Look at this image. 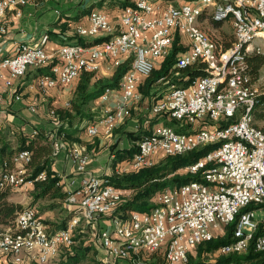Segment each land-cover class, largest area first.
Returning a JSON list of instances; mask_svg holds the SVG:
<instances>
[{
  "label": "built area",
  "instance_id": "obj_1",
  "mask_svg": "<svg viewBox=\"0 0 264 264\" xmlns=\"http://www.w3.org/2000/svg\"><path fill=\"white\" fill-rule=\"evenodd\" d=\"M27 2L0 0V39L6 34V13L15 11L19 16ZM229 18L233 40L223 48L220 38L211 37L205 25ZM88 20L89 27H78L76 34L107 39L93 46H61L55 53L57 63L36 78V85L40 93H45L72 83L82 72H98L102 59H109L111 68L129 59L130 68L117 85L119 97L112 107H102L100 117L86 126L89 136H95L101 127L109 134L123 122L128 105L139 98V81L150 75L156 60L168 55L174 32L185 35L189 47L176 57L173 68L203 64L204 75L192 78L185 87L171 85L148 109L150 116H165L180 126L188 125L190 130L177 132L168 125L156 126L137 142L127 165L114 168L113 174L151 168L159 156H179L208 145L215 148L182 169L189 175L199 174V181L164 189L155 194L149 211L132 210L125 218L116 215L123 193L106 179L85 175L75 187V180L69 179L64 203L72 213L65 227L49 232L35 208L25 207L10 224L0 225V256L6 255L10 264H24L26 255L36 260L35 264H47L61 248L72 245L81 222L92 226L103 218L110 220L113 234L100 229L97 240L101 249L118 262L145 264L144 256L160 253L163 264H185L191 249L224 236L230 224V241L214 252L216 256L241 254L250 244L255 252L264 253V133L253 118V109L264 90L251 83L246 71L248 56L264 59V0H190L178 7L162 0H135L124 7L117 24L96 11ZM44 41L45 37L41 44H19L11 56L0 50L3 88L22 77L28 67L40 68L50 62ZM113 92V88H105L100 101H109ZM14 99L19 100V96ZM29 109L34 111V107ZM49 115L56 118L54 111ZM35 134L33 131L31 136ZM63 136L64 132L52 141L51 157L63 149ZM69 159L82 173L89 156L74 146ZM29 161L27 150L4 161L0 189L28 190L35 182L44 181L45 172L30 178L26 168ZM256 212L260 218H256Z\"/></svg>",
  "mask_w": 264,
  "mask_h": 264
},
{
  "label": "crops",
  "instance_id": "obj_2",
  "mask_svg": "<svg viewBox=\"0 0 264 264\" xmlns=\"http://www.w3.org/2000/svg\"><path fill=\"white\" fill-rule=\"evenodd\" d=\"M162 1L178 7L190 0ZM134 2L135 0H28V2L20 8L19 16H16L15 11H8L6 13L4 18L6 34L0 39V50L3 55H13L15 48L19 44H41L43 37H45L43 49L47 54L51 55V60L48 64L40 68L28 67L24 75L14 80L10 87L3 88V81H0V92H2V101L0 102V132H5L8 140H13V137L8 136V131L10 134L12 132H20L31 135L33 131L42 130L50 134L51 138H56L54 132L61 126L62 121L58 120V118L53 119L50 117L49 112H55V109L68 106V103L74 95L79 78L74 79L72 83L66 86H56L47 90L45 93H40L36 85V78L39 76L40 71H44L47 68V70H49L52 65L56 64V51L63 45H73L77 40L76 38L82 39L84 44H86L85 46L97 44L94 43L93 40L103 37L102 35L85 37L79 36L75 32L78 27H89L88 16L91 12L96 11L103 13L112 24H117L124 7L134 4ZM222 23H219V26L216 27L213 23L208 21L205 25V29L211 37L221 38L223 33H227L221 31L220 24ZM229 26V33L232 34L230 22ZM176 37L178 38L177 45L180 48L188 49V39L179 32H174L172 34V45ZM162 60L163 58H160L155 61L154 69L159 67ZM110 62L109 59L100 60V70L93 73L94 78L91 79V83L94 82L95 79H109L114 74L117 67L111 68ZM261 71L262 68L259 70V79ZM4 76L7 77V71H4ZM144 80L145 78H141L136 88V92L139 94L138 100L132 101L128 105L123 122L119 123L109 134H105L101 127L98 129V133L95 136H89L86 133V126L100 117L102 107H112L115 104L117 100L116 97H119L117 87H113L114 96L110 97L109 101L106 103H102L99 96L89 104L92 114L90 117L75 118L72 120V124L69 127L65 126L64 133L69 139H67V141L61 140L63 149H60L55 157H51V170L59 178L58 184L61 192L65 193L69 179L75 180V187L78 185L80 178L85 175H92L99 178L112 175L114 168H123L128 163V159L114 162V154L116 152H123L133 146L136 147L140 138L149 134L156 126H170L169 123L172 121L170 118L165 116H150L148 114V109L163 97L168 89L161 90L164 83H159L160 85L158 86H152L147 95L142 94L139 88L143 85ZM16 95L19 96V100L14 99ZM30 107H34V111H31L29 109ZM74 146L84 149L89 156L85 170L82 173H78L75 170L74 165L69 159L70 149ZM161 158L163 157H157L156 163ZM136 172L138 171L129 170L124 174ZM18 190L19 189H13L8 200L18 203L23 207L29 206V203H33L32 206L35 208L42 221L47 224L46 226L49 232L58 230L60 224L63 221L67 222L71 216V210L65 206L63 201L55 207L45 208L43 206L48 202L38 205L37 203L40 200L33 202V198L30 195L31 193L27 196L15 195L17 193L14 192ZM118 190L122 191L123 194L130 193L128 190ZM154 196L150 199L152 203ZM85 228L96 230V234L100 229L110 233H112L113 230L110 220L108 218H103L92 226H86L81 222L74 234L77 233L79 229ZM96 250L98 253V257L96 258L99 260L98 262H105L106 264H132V260L118 262L109 256L103 249L97 248ZM152 256L156 258L161 257L160 253H158L157 255L144 256L142 260L144 262H150L152 259H150V257ZM35 263L36 260L29 258L27 255L24 258V264ZM0 264H10L9 258L6 255L0 256Z\"/></svg>",
  "mask_w": 264,
  "mask_h": 264
},
{
  "label": "trees",
  "instance_id": "obj_3",
  "mask_svg": "<svg viewBox=\"0 0 264 264\" xmlns=\"http://www.w3.org/2000/svg\"><path fill=\"white\" fill-rule=\"evenodd\" d=\"M212 23L216 27L219 26V23ZM76 39V42L73 44L86 45L82 39ZM106 39L107 37H101L97 40H93V42L99 43L100 40L104 41ZM232 40L233 37L231 33H223L220 38V44L223 48H227L232 43ZM177 41L178 38L176 37L168 55L163 58L159 67L153 69L150 75L145 78L143 85L139 88L142 94L147 95L152 86H158L162 83H164V86H162L161 90H167L171 85L185 87L192 78L204 75L202 63L192 64L180 70L173 68L177 55L187 49L180 48L177 45ZM263 65L264 59L259 55L252 54L246 58V71L250 76L251 83H257L259 79V70ZM129 68L130 60L126 59L118 65L114 74L109 79H95L92 83L90 82L91 79L94 78L92 72H82L79 74L77 77L79 80L75 87L74 95L68 103V106L55 109L56 118L62 121L61 126L54 132V134H56V139H60V135L64 132L65 126L69 127L72 124L73 119L90 117L92 114L90 112L89 104L98 98L105 88L117 87L122 75L125 74ZM47 69L40 71L39 75L46 73L48 71ZM253 118L256 127L264 133V93L259 96V101L253 109ZM169 125L177 132L190 130L188 125L180 126L179 123L174 120H172ZM8 136L13 137V140H8L5 132H0V169H2L3 162L9 161L17 152L21 150L29 151L30 161L26 164V168L29 170L30 178H34L40 172L46 173V179L44 181L35 182L33 184L31 192L33 202L44 200L45 202H48L43 206L45 208H51L52 206L55 207L62 201L64 202L66 194L61 192L60 186L57 185L59 178L51 170L52 141L54 139L51 138L50 134H47L42 130L36 131V134L33 136L20 132H12L10 134L8 131ZM67 139H69V137L64 133L61 140L67 141ZM214 148V145H208L183 155L164 156L151 168L139 170L132 174H112L104 177V179L116 189L128 190L130 192L128 194H123L121 202L117 207L116 215L125 218L131 210L140 212L149 211L154 206L150 199L156 193L167 188L180 187L190 181H199L201 179L199 174L189 175L183 173L182 169L193 164ZM135 150L136 147L133 146L127 151L116 152L114 154V162L122 159L130 160ZM11 191L12 190L8 187L0 189V225L3 226L10 224L14 220L16 214L25 208L18 203L8 200ZM44 224L46 223L44 222ZM65 224L66 222L63 221L60 224L59 229L64 228ZM232 229L233 224H230L226 227L224 236L195 246V258L191 257L189 253L185 264H206L202 261L204 254L214 253L218 248L229 243ZM74 239L75 238L73 237L72 242H74ZM83 243L84 242H82L80 246L73 248L70 253L63 256L61 264H80V262L86 260L88 254L92 251V248L90 246H85ZM65 248L68 247L61 248L60 253L62 249L65 250ZM150 259L151 261L146 262L145 264H163V259L161 257L156 258L155 256H152ZM88 262L93 264L94 261L89 258ZM228 263L264 264V253L255 252L252 244H250L245 252L238 255L229 254L218 256L216 262L212 264Z\"/></svg>",
  "mask_w": 264,
  "mask_h": 264
},
{
  "label": "rangeland",
  "instance_id": "obj_4",
  "mask_svg": "<svg viewBox=\"0 0 264 264\" xmlns=\"http://www.w3.org/2000/svg\"><path fill=\"white\" fill-rule=\"evenodd\" d=\"M229 21H230V18L228 20H226L225 22H223L222 24H220L221 31L227 32L226 34H228L230 32L229 31L230 30ZM255 86L259 90H264V65L262 66V71L260 72V79L255 84ZM31 189L32 188H30L28 190H18L17 192H14V193H17L15 195H24V196L26 195L27 196V195H29L32 192ZM44 203H45L44 200H40L37 204L41 205V204H44ZM28 205H33V203H29ZM260 215L261 214L258 213V212L255 213L256 218H260ZM73 237L75 238L73 244L70 247L65 248V250L62 249L60 255L58 257H56L55 260H52L48 264H61L63 256H65L66 254L70 253V251H72L73 248L80 246V244L82 242H84L83 244L85 246H90L92 248V251L88 254V257L86 259L87 261L83 260L82 262H80V264H90L91 262H88L89 258H91L94 261L93 264H95V263L98 264L99 260L96 259L98 257V255H97L98 253H97L96 249L97 248H101V247H100L99 242L97 240L96 230H92L91 228L79 229L77 231V233L74 234ZM189 253H190L191 257L195 258L196 249L195 248L191 249ZM217 257L218 256H216L215 253H210V254H206L205 253L203 258H202V261L204 263H206V264H212V263L216 262Z\"/></svg>",
  "mask_w": 264,
  "mask_h": 264
},
{
  "label": "water",
  "instance_id": "obj_5",
  "mask_svg": "<svg viewBox=\"0 0 264 264\" xmlns=\"http://www.w3.org/2000/svg\"><path fill=\"white\" fill-rule=\"evenodd\" d=\"M101 41V40H100ZM27 207V206H26Z\"/></svg>",
  "mask_w": 264,
  "mask_h": 264
}]
</instances>
